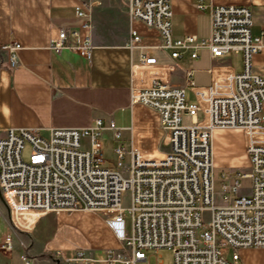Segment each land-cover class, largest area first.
I'll return each instance as SVG.
<instances>
[{"label": "built area", "instance_id": "built-area-1", "mask_svg": "<svg viewBox=\"0 0 264 264\" xmlns=\"http://www.w3.org/2000/svg\"><path fill=\"white\" fill-rule=\"evenodd\" d=\"M124 3L131 19L157 31L156 48L172 62L186 51L195 59L201 49L214 58L240 53L242 71H213L212 83L205 88L195 86L186 71L185 85L176 87L167 81L173 63L138 55L130 67V107L157 114L167 142L161 157L142 156L132 144L128 151L119 145L113 149L117 161L107 166L101 134L110 131L119 141L121 129L102 119L84 128H53L46 136L28 129L6 130L0 137V195L12 229L28 234L47 214L89 211L103 219L117 247L104 249L100 259L82 249L55 251L52 258L59 264H142L147 253L161 249L171 252L172 264H245L239 251L264 249V74L252 66L263 46L261 37L251 36L252 13L242 6H207L198 0L197 10L208 9V37L173 39L170 0ZM75 16L81 19L79 26L68 33L60 30L49 49L89 57V14L76 7ZM129 47L142 49L136 31L130 32ZM20 48L18 43L0 45L12 69ZM186 89L194 103L187 102ZM184 116L190 125L182 124ZM216 129L241 132L247 172L213 164ZM129 132L132 141V127ZM11 246V236L6 237L2 248ZM21 260L31 263L26 254Z\"/></svg>", "mask_w": 264, "mask_h": 264}, {"label": "crops", "instance_id": "crops-1", "mask_svg": "<svg viewBox=\"0 0 264 264\" xmlns=\"http://www.w3.org/2000/svg\"><path fill=\"white\" fill-rule=\"evenodd\" d=\"M197 2L170 0L173 39L208 37V9L197 10ZM203 4L242 6L251 11V36L261 37L263 46L253 58V71L264 74V0H203ZM76 7L89 14V57L68 49H49L51 39L60 30L68 33L81 23L75 16ZM131 31L139 35L142 49L129 47ZM11 43L21 48L14 69L8 64V53L0 49V137L8 129H28L46 136L53 128H84L102 119L104 124L112 121L121 129V138L123 132H128L125 149L128 151L132 144L145 157H161V144L167 142L165 136L159 140L161 128L154 111L130 107V67L140 53L156 58L160 64L173 63L175 70L168 74L167 81L176 87L185 85L186 71L191 72L194 85L203 88L212 83L213 71H242L240 53L214 58L201 49L195 59L186 51L172 62L168 53L156 48L157 31L131 19L124 0H0V45ZM235 56L239 58L238 67L233 64ZM186 93L192 96L187 89ZM130 127L135 132L132 141ZM231 134L239 136L241 132L214 131L215 145L224 144L234 151L227 142ZM213 164L242 167L248 165V159L245 152H240L229 161L213 159ZM9 236L12 246L6 250L2 247ZM115 247L117 242L103 219L89 211L50 213L41 217L30 233L15 232L0 195V264H24V254L31 260L29 264H59L52 258L53 253L73 249L100 259L104 249Z\"/></svg>", "mask_w": 264, "mask_h": 264}, {"label": "rangeland", "instance_id": "rangeland-1", "mask_svg": "<svg viewBox=\"0 0 264 264\" xmlns=\"http://www.w3.org/2000/svg\"><path fill=\"white\" fill-rule=\"evenodd\" d=\"M233 64L237 67L239 66L238 56L233 57ZM186 99L189 103L195 102L194 98L189 93H186ZM199 119H200V116H199ZM182 124L184 126L190 125V119L184 116L182 118ZM136 134L139 135L140 133L136 132ZM158 136H159V140L160 138L162 139L165 136V132L161 129L158 132ZM127 140H128V132L122 133V138L120 141H116L113 139L112 132L110 131L102 132L101 134L102 157L105 161H107L108 166L112 167L114 163L117 161V158L113 152V149L119 145H122L124 148H126ZM227 142H229V144L233 146L232 149L234 148L235 149L234 151L232 150L230 151L229 148L226 147L224 144L215 145V142L213 139V143H212L213 159H216L218 161H229L230 159L234 158L238 153L244 152V140H243L242 134H240L239 136L233 135V134L227 136ZM82 145L84 147L87 146L86 139L82 140ZM162 145L163 143L161 144L160 152H165L167 150V147H165L166 144H164L163 146ZM27 153H28V148H25L23 155L26 156ZM124 160L127 161V158H125ZM247 166H242L241 171L247 172V168H246ZM217 167L226 168L229 166L220 165ZM215 173L218 174L217 171ZM247 186H248V183L247 181H245L243 183V188H247ZM216 189H217V184H216ZM64 213H70V212H64ZM227 254L228 252L225 251V255ZM239 256H240V259L245 264H264V249H259L257 251L241 250L239 251ZM172 261H173V258H172L171 252L166 249H161V250H158V252L155 254L152 253L149 255V253H147V260L146 262L142 264H172Z\"/></svg>", "mask_w": 264, "mask_h": 264}, {"label": "bare ground", "instance_id": "bare-ground-1", "mask_svg": "<svg viewBox=\"0 0 264 264\" xmlns=\"http://www.w3.org/2000/svg\"><path fill=\"white\" fill-rule=\"evenodd\" d=\"M217 130H218V129H216V130H214V131H217ZM214 131H213V132H214ZM141 155H142V154H141ZM142 156H144V155H142Z\"/></svg>", "mask_w": 264, "mask_h": 264}]
</instances>
